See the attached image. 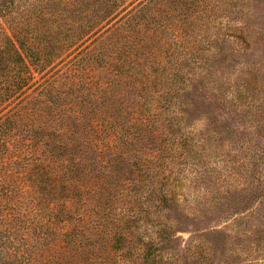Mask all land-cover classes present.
<instances>
[{
  "label": "trees",
  "instance_id": "16d2710c",
  "mask_svg": "<svg viewBox=\"0 0 264 264\" xmlns=\"http://www.w3.org/2000/svg\"><path fill=\"white\" fill-rule=\"evenodd\" d=\"M52 1L67 9L74 55L29 93L43 35L28 34L22 17L20 27L0 22L4 93L20 94V245L0 264H189L173 225L144 217L142 193L173 199L166 189L193 163L203 135L186 134L178 112L188 103L177 98L194 76L236 108L243 96L255 101L249 80L217 84L213 64L199 60L226 36L247 35L232 20V34L217 26L245 0ZM195 253L209 254L203 245Z\"/></svg>",
  "mask_w": 264,
  "mask_h": 264
},
{
  "label": "rangeland",
  "instance_id": "374dc122",
  "mask_svg": "<svg viewBox=\"0 0 264 264\" xmlns=\"http://www.w3.org/2000/svg\"><path fill=\"white\" fill-rule=\"evenodd\" d=\"M242 3L247 10L223 18L217 26L232 34L234 27L228 28L232 20L243 24L247 35L240 40L226 36L219 49L203 51L199 60L205 69L213 64L211 79L217 84H228L227 78L235 83L239 76L249 80L255 101L243 96L236 108L225 95L207 89V77L191 78L177 101L188 103L189 110L178 112L186 129L193 131L186 134L196 139L203 135L189 151L193 163L185 166L186 176L177 180L175 190L166 189L173 199L167 200L161 189L142 193L144 217L157 216L173 225L176 247L188 254L189 264L264 261V0ZM4 5L8 11L5 18L0 13L3 25L11 21L20 27L22 17L28 21V34L43 35L34 39L35 55L41 60L31 66L35 84L29 93L70 65L74 53L67 43V9L52 0H0V9ZM4 77L0 72V262L20 245V94L6 98ZM202 245L209 252L204 258L189 254Z\"/></svg>",
  "mask_w": 264,
  "mask_h": 264
}]
</instances>
